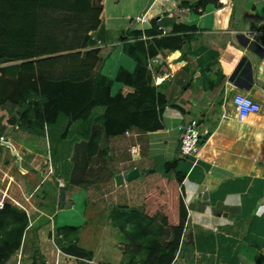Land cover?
I'll return each mask as SVG.
<instances>
[{"label": "crops", "instance_id": "obj_1", "mask_svg": "<svg viewBox=\"0 0 264 264\" xmlns=\"http://www.w3.org/2000/svg\"><path fill=\"white\" fill-rule=\"evenodd\" d=\"M196 1L100 0L101 26L91 34L96 45L89 50H100L98 69L116 79L118 90L123 86L121 75L117 80L120 70L131 72L136 64L123 52L124 30L134 28L142 19L149 24L155 19L161 35L171 34L180 24L196 27L185 33L190 38L181 50L162 51L149 60L151 86L168 101L162 129L150 133L133 130L112 138L109 169L113 176L109 181L85 188L65 181L48 200L39 201L38 195L52 186L49 182L44 186L48 177L34 178L28 163L39 165L41 159L50 157L48 136L15 127L12 135L2 137L0 201L30 216L28 233L33 237L27 240L36 244L45 264L127 262L119 245L121 236L105 254L81 245L88 239L79 237V246L92 252L93 259L78 258L60 249L63 237L57 227L71 226L67 218L71 212L81 221L101 213L113 231L111 212L121 206H140L153 182L174 177V172L164 171L166 163L176 161V170L184 174L180 191L188 220L183 240L193 247L192 264H264V0H217L199 13L181 7V2ZM142 32L143 40L151 39ZM158 64L168 71L156 73ZM236 95L260 104V112L239 120L233 102ZM191 120L198 121L203 141L197 157H183L179 126ZM6 149L11 157L2 159ZM134 168L139 177L127 181L125 176ZM119 174L124 176L121 185L114 178ZM62 190L66 199L60 209ZM90 208L95 213H87ZM110 231L108 236L117 238V233ZM34 249L29 250L31 254ZM31 256L27 264H31Z\"/></svg>", "mask_w": 264, "mask_h": 264}, {"label": "trees", "instance_id": "obj_2", "mask_svg": "<svg viewBox=\"0 0 264 264\" xmlns=\"http://www.w3.org/2000/svg\"><path fill=\"white\" fill-rule=\"evenodd\" d=\"M210 3L217 0L181 2V7L199 13ZM102 11L100 0H0V108L16 109L13 117H0L4 120L0 151L2 137L12 135L15 127L47 135L58 144L53 148L55 155L70 140L64 179L81 188L112 178V138L133 130L150 133L162 129L168 101L151 86L148 62L162 51L181 50L190 38L185 33L196 30L180 24L171 34L161 35L155 19L144 32L151 39L143 40L142 31L125 30L123 52L136 64L131 72L120 70L117 80L121 75L123 86L114 94L116 79L98 69L100 50H89L96 45L91 34L101 26ZM166 71L158 64L156 73ZM56 129L59 132L54 134ZM176 168L177 161L165 164V174L174 172V177L153 182L140 206H121L111 212L112 226L123 237L120 246L127 258L123 264H192L193 247L183 240L188 220L180 191L184 174ZM30 223L26 211L9 203L0 208V264H8L25 247ZM78 230L57 227L63 237L60 249L93 259L92 252L79 246ZM31 264H45L37 246Z\"/></svg>", "mask_w": 264, "mask_h": 264}, {"label": "rangeland", "instance_id": "obj_3", "mask_svg": "<svg viewBox=\"0 0 264 264\" xmlns=\"http://www.w3.org/2000/svg\"><path fill=\"white\" fill-rule=\"evenodd\" d=\"M264 6V5H263ZM125 31V30H124ZM113 77V76H111ZM118 86H120L119 84L114 83V87H113V93H117L118 90ZM16 113V109L11 110L10 108L3 107L0 108V117L2 116H6L7 118H11L15 115ZM5 117V118H6ZM4 122L3 119H0V124ZM49 130H46V133H49ZM54 134L56 132H59L57 129L55 131H53ZM3 143H5V139H2ZM69 142L68 144L67 142L64 144H61V152L58 153V155L54 154L53 148L54 146L57 148L58 144H54V142H50L49 141V147H50V157L46 158V159H41V163L39 165H37L38 162H32L33 164L29 165L28 163V170L30 172V174L34 177V178H44V177H48L46 182H49V184L52 186V188H50V190L46 193H41L38 195L39 201H46L48 200L51 195H53L52 193H56L59 188H61V184H65V179H64V169H63V165L64 162L67 160L68 158V151H67V146H69ZM5 145V144H3ZM39 151H41L43 154L46 155L45 150L43 149H39ZM2 159L3 158H7V157H11L10 151L8 149L6 150H2ZM56 156H58V159H56ZM31 162V161H30ZM36 163V164H35ZM33 165L38 167V170H36ZM27 166V164H26ZM52 179V181H50ZM65 182V183H64ZM54 191V192H53ZM42 195V197H41ZM62 212V210H60ZM94 211H96L95 209H88L87 213H95ZM105 212H103L104 214ZM69 218L68 219V223L69 225H73L79 228L78 230V238L81 236H86L88 241L85 243L81 242V245H86L89 249L92 250H101V252H103L104 254L106 253L107 250H109V253L112 251L111 247L113 244H115L116 241L120 240L119 237L121 236V242L123 241V237L121 235V233L118 231L117 228L113 229V231H110V227L108 226L107 223V217L105 215H101V213H97V217L95 218L94 216H89V218H85V220L81 221V219L78 220L77 218V214L76 213H72L67 215ZM101 216V217H100ZM61 218V219H60ZM58 220L60 222V220L62 221V217L61 215H59ZM110 232H116L117 233V238H110L108 236V234ZM32 234V233H31ZM31 234H27L26 239H25V247L23 249H21L17 254H15L11 260L9 261L8 264H27V261L29 260L30 256L32 255L31 252L34 249L35 245H33L32 241L28 242L27 238H29V240L33 237V235ZM90 239V240H89ZM111 239V240H108ZM119 242V241H118ZM28 243H30L28 245ZM119 245H121L119 243ZM28 248V249H27ZM31 250V252L29 251ZM27 253L29 254V257H25L24 254ZM114 254H116V252H113ZM103 254V255H104ZM111 261V260H109Z\"/></svg>", "mask_w": 264, "mask_h": 264}, {"label": "built area", "instance_id": "obj_4", "mask_svg": "<svg viewBox=\"0 0 264 264\" xmlns=\"http://www.w3.org/2000/svg\"><path fill=\"white\" fill-rule=\"evenodd\" d=\"M158 21L160 18L157 19ZM139 22H146L142 19ZM234 105L238 111L239 120H243L249 114L258 113L261 110L260 104L253 101L251 98L236 95L234 100ZM179 131L181 132L180 139V153L183 157H197L200 153L201 144H202V133L199 128V123L197 120H191L190 122L179 126ZM129 134V132H127ZM135 148L131 149V152H134ZM5 202L0 201V208H3Z\"/></svg>", "mask_w": 264, "mask_h": 264}, {"label": "water", "instance_id": "obj_5", "mask_svg": "<svg viewBox=\"0 0 264 264\" xmlns=\"http://www.w3.org/2000/svg\"><path fill=\"white\" fill-rule=\"evenodd\" d=\"M151 28L149 22H138L137 25L133 28L134 31H146ZM139 170L137 168L132 169L126 176L125 179L127 181H132L139 177ZM115 181L117 185H121L124 181V176L122 174L116 175ZM66 193L64 190L60 192V201H59V208L63 209L65 205Z\"/></svg>", "mask_w": 264, "mask_h": 264}]
</instances>
